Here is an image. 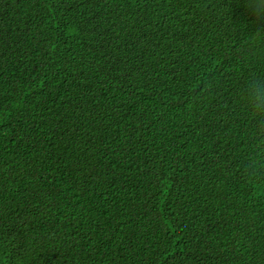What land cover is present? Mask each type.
I'll use <instances>...</instances> for the list:
<instances>
[{
  "label": "trees",
  "instance_id": "trees-1",
  "mask_svg": "<svg viewBox=\"0 0 264 264\" xmlns=\"http://www.w3.org/2000/svg\"><path fill=\"white\" fill-rule=\"evenodd\" d=\"M264 0H0V264H264Z\"/></svg>",
  "mask_w": 264,
  "mask_h": 264
},
{
  "label": "clouds",
  "instance_id": "clouds-1",
  "mask_svg": "<svg viewBox=\"0 0 264 264\" xmlns=\"http://www.w3.org/2000/svg\"><path fill=\"white\" fill-rule=\"evenodd\" d=\"M247 100L254 114H264V83L259 80L250 82Z\"/></svg>",
  "mask_w": 264,
  "mask_h": 264
}]
</instances>
